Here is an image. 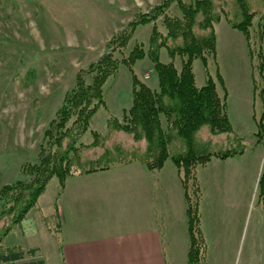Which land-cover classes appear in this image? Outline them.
Listing matches in <instances>:
<instances>
[{
  "label": "rangeland",
  "instance_id": "rangeland-1",
  "mask_svg": "<svg viewBox=\"0 0 264 264\" xmlns=\"http://www.w3.org/2000/svg\"><path fill=\"white\" fill-rule=\"evenodd\" d=\"M161 1L0 0V188L25 179L21 166L38 161L45 129L62 105L65 93L74 87L77 72L88 70L103 55L107 42L137 13L149 11ZM249 2L258 11L249 39L244 35L245 39H236L231 47L220 25L216 59L210 57L207 67L200 58L193 64L197 84H206L209 71L224 95L217 74L222 75L233 125V133L221 135H212L204 126L199 140H211L213 151L227 150L237 147L234 136L238 135L245 146L241 155L227 159L214 156L195 169L200 215L209 227L206 256L201 264H264V181L260 183L264 175V137L259 140L257 135L264 110L260 94L263 2ZM170 13L181 16L176 3ZM221 21L224 26L228 24L225 17ZM158 23L166 32L161 20ZM151 32L152 24L139 26L127 48L115 55L122 59L139 43L147 48ZM160 60L174 62L179 68L182 64V58L172 57L165 47L160 51ZM134 74L151 88H159L155 63L148 55L132 66L121 64L118 74L104 87L107 107L99 108L91 120V129L80 142L91 143L92 131L96 130L106 136L108 147L118 143L127 149H145V141L137 142L130 134L112 132L108 127L110 117L122 119L132 104ZM177 143L171 145L172 153L183 150ZM102 151L101 147L90 149L84 152V160L95 158ZM161 172L173 174L179 170L169 158ZM60 191V181L53 177L37 205L1 243L2 249L41 247L36 256L27 255L18 264H64L59 247V218L55 215ZM4 224L6 221L0 222ZM179 263L188 264V255Z\"/></svg>",
  "mask_w": 264,
  "mask_h": 264
},
{
  "label": "trees",
  "instance_id": "trees-1",
  "mask_svg": "<svg viewBox=\"0 0 264 264\" xmlns=\"http://www.w3.org/2000/svg\"><path fill=\"white\" fill-rule=\"evenodd\" d=\"M262 2L261 39L264 35V0ZM174 3L180 8L181 16L170 13ZM257 13L249 0H162L149 11L137 13L123 30L114 35L107 42L103 55L88 70L77 72L74 87L65 93L62 105L45 129L38 161L21 166L26 178L0 188V222L6 221V224L0 225V264H18L35 251L22 246L2 249L1 243L37 205L53 177L59 179L62 193L67 178L77 173L106 170L133 161L144 163L149 170H159L169 158L179 170L187 199L188 264H201L206 256V243L201 229L200 194L195 169L210 162L214 156L227 159L241 155L245 146L238 135L234 136L237 147L227 150L213 151L210 149L211 140H199V131L204 126L212 135H221L233 133V125L222 75L217 74L224 95L219 92L217 82L209 71L206 84L199 86L193 64L196 58H200L207 67L210 57L216 59V26L223 17L232 28L240 30L249 39ZM159 20L166 32L161 30ZM147 24H152L148 47L145 48L144 43L136 44L128 56L118 58L115 52L127 48L137 28ZM163 47L172 57L182 58L180 68L174 62H161ZM147 55L155 63L159 88H151L134 74L131 106L124 111L122 119L110 117L108 120L110 131H122L137 142L145 141V149L137 146L127 149L118 143L108 147L106 136L96 130L92 131L94 140L91 143L80 142L91 129V120L99 108L107 107L104 88L107 81L118 74L121 64L132 66ZM260 58L263 79L260 94L264 105L262 52ZM257 135L259 140L264 137V110ZM176 142L183 150L172 153L171 145ZM98 147L103 149L101 154L85 161L84 152ZM263 181L264 175L260 183L263 184ZM191 184L194 185V192H191Z\"/></svg>",
  "mask_w": 264,
  "mask_h": 264
},
{
  "label": "crops",
  "instance_id": "crops-1",
  "mask_svg": "<svg viewBox=\"0 0 264 264\" xmlns=\"http://www.w3.org/2000/svg\"><path fill=\"white\" fill-rule=\"evenodd\" d=\"M220 25L231 47L236 39L246 38L221 21L216 26L218 41ZM162 169L149 170L133 161L69 176L56 207L58 216L55 213L64 264L184 261L189 250L185 188L179 172ZM201 229L206 241L209 227L203 217ZM31 248L35 249L31 255L41 252L39 246Z\"/></svg>",
  "mask_w": 264,
  "mask_h": 264
}]
</instances>
